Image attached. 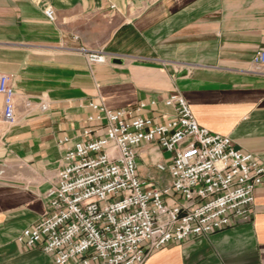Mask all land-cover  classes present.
<instances>
[{
  "label": "crops",
  "instance_id": "obj_1",
  "mask_svg": "<svg viewBox=\"0 0 264 264\" xmlns=\"http://www.w3.org/2000/svg\"><path fill=\"white\" fill-rule=\"evenodd\" d=\"M260 51L264 0H0V73L11 75L16 104L8 124L0 94V264H55L17 238L46 215L68 149L96 124L87 120L92 102L118 109L155 100L145 115H172L164 101L182 95L200 125L264 163ZM171 158L145 143L139 174L164 187L171 175L157 164ZM145 264H264V184L251 220L169 243Z\"/></svg>",
  "mask_w": 264,
  "mask_h": 264
},
{
  "label": "built area",
  "instance_id": "obj_2",
  "mask_svg": "<svg viewBox=\"0 0 264 264\" xmlns=\"http://www.w3.org/2000/svg\"><path fill=\"white\" fill-rule=\"evenodd\" d=\"M45 14L55 19L52 6ZM254 63L264 66V51ZM0 94L4 120L13 124L11 75L0 73ZM164 104L172 115H145L155 100L118 109L92 102L96 114L87 120L96 124L88 125L83 140L68 149L58 184L47 193L46 215L23 230L18 242L43 250L55 264L77 259L82 264H145L169 243L251 220L255 190L264 184V163L237 148L231 137L200 125L184 96L171 95ZM145 143L172 154L170 161L157 164L171 175L164 187L139 174L138 149Z\"/></svg>",
  "mask_w": 264,
  "mask_h": 264
},
{
  "label": "rangeland",
  "instance_id": "obj_3",
  "mask_svg": "<svg viewBox=\"0 0 264 264\" xmlns=\"http://www.w3.org/2000/svg\"><path fill=\"white\" fill-rule=\"evenodd\" d=\"M97 52H98V51H97ZM99 52H102V51H99ZM102 55H103V54H100V55L97 56V54H95V60H96V59H99V58H100V59L103 58ZM170 155H171V153L168 152V151H166V156L169 157Z\"/></svg>",
  "mask_w": 264,
  "mask_h": 264
},
{
  "label": "water",
  "instance_id": "obj_4",
  "mask_svg": "<svg viewBox=\"0 0 264 264\" xmlns=\"http://www.w3.org/2000/svg\"><path fill=\"white\" fill-rule=\"evenodd\" d=\"M115 62H117V63H120L121 61L116 59V61H115Z\"/></svg>",
  "mask_w": 264,
  "mask_h": 264
}]
</instances>
